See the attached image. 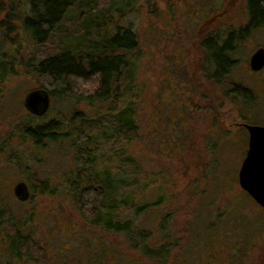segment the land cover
Returning a JSON list of instances; mask_svg holds the SVG:
<instances>
[{
	"label": "rangeland",
	"instance_id": "obj_1",
	"mask_svg": "<svg viewBox=\"0 0 264 264\" xmlns=\"http://www.w3.org/2000/svg\"><path fill=\"white\" fill-rule=\"evenodd\" d=\"M25 3L0 0V23H6L11 8L25 13ZM119 6L110 10L102 33L129 26L139 45L129 56L133 79L116 105L49 100L42 115L29 112L24 97L40 84L26 74L21 59L35 53L34 42L17 19L11 33L0 28V264H154L131 247L129 235L103 231L83 217L77 206L83 199L75 192L85 182L76 177L80 166L68 143L43 145L42 139L37 145L21 132L26 122L44 124L53 118H62L66 128L75 109L94 124L87 144L93 170L125 183L121 192L128 204L116 216L132 218L139 229L150 231L146 243L151 247L173 245L166 264H264V209L237 179L248 144L243 124H264V67H249L250 56L264 49V26L236 45L226 77L251 90L252 100L244 101L224 96L222 85L209 78L214 69L201 43L215 32L244 25L246 0H152L121 16ZM128 103L135 133L105 134V114L115 115ZM19 182L28 191L24 200L14 194ZM34 185L45 187L39 191ZM140 205L149 206L136 214ZM10 215L17 229L33 239L31 256L15 257L7 250L4 222ZM8 225L11 231L15 227Z\"/></svg>",
	"mask_w": 264,
	"mask_h": 264
},
{
	"label": "trees",
	"instance_id": "obj_2",
	"mask_svg": "<svg viewBox=\"0 0 264 264\" xmlns=\"http://www.w3.org/2000/svg\"><path fill=\"white\" fill-rule=\"evenodd\" d=\"M24 1L25 13L19 15L20 13L14 12L13 3L7 12L6 23H0V28L5 27L6 32L11 33L14 30L11 24L17 19L24 36L34 42V52L37 55L34 53L26 59H21V64L26 66V74L37 79L40 89L47 92L51 101L73 99L77 104L111 101L116 105L127 93L133 79V59L129 56L136 55L139 44L135 32L129 26H116L112 33L105 35L102 29L109 23L110 10L117 3L120 4L117 12L121 16L132 10L136 4H149L152 0ZM246 8L247 21L244 25L237 29L223 30L224 34L218 31L208 35L202 40L201 46L205 60L214 69L209 78L222 85L224 96L231 95L233 98L250 101L253 95L248 87L226 78L235 63L233 52L236 45L246 40L250 32L264 26V0H246ZM70 12L74 13L73 16ZM66 26L67 28H62ZM74 40L78 45H73ZM18 52L19 47H16V54ZM131 108L128 103L115 115L106 113L104 133L110 131L122 137L132 136L137 127ZM61 119L53 118L47 123L35 125L26 122L21 125V132H27L34 143H39L37 145H41L42 139L43 145L48 142L68 143L76 166H80L75 173L76 177L85 182L75 192V195L83 199L80 206L77 204L83 217L103 231L129 235L131 247L139 248L154 264H166L173 245L167 242L158 247H151L146 243L152 235L150 231L139 229L132 218L119 220L116 216L119 208L128 204V196H123L121 192L125 183H122V180L118 183L106 171L93 170L94 162L90 159L93 153L88 150L87 145L94 127L92 120L76 109L66 128ZM73 134L75 138L72 140ZM44 187L34 185L35 190L39 191ZM148 206L136 207V214L144 212ZM10 218L11 215L8 221L4 222L5 227L9 229V234H6L9 240L7 250L15 257L30 255L28 253H31L30 248L34 243L30 240L32 238L23 235ZM8 224L15 226H12V231Z\"/></svg>",
	"mask_w": 264,
	"mask_h": 264
},
{
	"label": "water",
	"instance_id": "obj_3",
	"mask_svg": "<svg viewBox=\"0 0 264 264\" xmlns=\"http://www.w3.org/2000/svg\"><path fill=\"white\" fill-rule=\"evenodd\" d=\"M252 71L264 67V49L258 48L249 58ZM49 97L46 91L34 89L24 97V107L35 115H42L48 107ZM248 132L246 154L238 170L240 187L262 208H264V126L243 124ZM14 194L24 200L28 196L25 183L19 182L14 187Z\"/></svg>",
	"mask_w": 264,
	"mask_h": 264
}]
</instances>
